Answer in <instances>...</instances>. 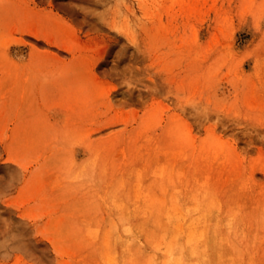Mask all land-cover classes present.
<instances>
[{
	"label": "rangeland",
	"instance_id": "1",
	"mask_svg": "<svg viewBox=\"0 0 264 264\" xmlns=\"http://www.w3.org/2000/svg\"><path fill=\"white\" fill-rule=\"evenodd\" d=\"M200 228L264 264V0H0V264H164Z\"/></svg>",
	"mask_w": 264,
	"mask_h": 264
},
{
	"label": "bare ground",
	"instance_id": "2",
	"mask_svg": "<svg viewBox=\"0 0 264 264\" xmlns=\"http://www.w3.org/2000/svg\"><path fill=\"white\" fill-rule=\"evenodd\" d=\"M162 181H164V179H162ZM194 197L198 198L195 200L202 201L208 196L202 193L198 194L197 192L194 195ZM164 208L165 206H163V210ZM146 209H149V202H148V207H146ZM146 220H147V224L143 231V236L147 240V245L149 246V216ZM174 225H176V222L174 223ZM161 227L164 231L166 230L164 225ZM188 229H189V234H191V229L190 228ZM174 231L175 229L171 233L172 234L175 233ZM206 231L207 229L200 228L195 238L192 235L189 236L187 242L188 250H185L183 247L186 245H184L183 243L175 242L176 240L174 239L173 241L174 243L171 242V244H169L167 248V253H166L167 255L164 264H231L226 262L227 258L229 259V257H231V253H232L231 249L229 247H226V245H224L222 242L219 243L216 240L207 238L208 234ZM133 236L136 237L137 232H134ZM136 242L133 243V246L137 248L138 245ZM224 256L226 257L223 261Z\"/></svg>",
	"mask_w": 264,
	"mask_h": 264
}]
</instances>
